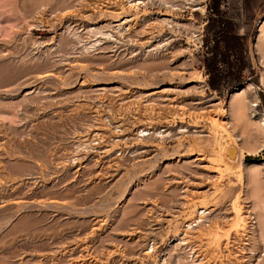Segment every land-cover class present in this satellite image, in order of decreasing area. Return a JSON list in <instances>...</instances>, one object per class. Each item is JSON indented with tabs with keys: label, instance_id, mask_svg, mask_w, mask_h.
Listing matches in <instances>:
<instances>
[{
	"label": "rangeland",
	"instance_id": "rangeland-1",
	"mask_svg": "<svg viewBox=\"0 0 264 264\" xmlns=\"http://www.w3.org/2000/svg\"><path fill=\"white\" fill-rule=\"evenodd\" d=\"M215 3L0 0V264H264V0Z\"/></svg>",
	"mask_w": 264,
	"mask_h": 264
},
{
	"label": "trees",
	"instance_id": "trees-1",
	"mask_svg": "<svg viewBox=\"0 0 264 264\" xmlns=\"http://www.w3.org/2000/svg\"><path fill=\"white\" fill-rule=\"evenodd\" d=\"M215 7L212 9V13H218V0H215ZM216 30H212L211 35L206 40L207 53L211 54L210 57L205 59L206 71L208 75V86L214 91H220L221 83L223 80L218 76L219 67L225 65L229 70H236L238 73L235 78H233V83L242 84L245 82V78L242 75V70L244 69L238 59L233 58L234 52L238 50L240 55L243 53L242 38L232 32L231 29L222 32V26L225 27L226 23L220 20L216 21ZM222 44V48L219 46Z\"/></svg>",
	"mask_w": 264,
	"mask_h": 264
},
{
	"label": "bare ground",
	"instance_id": "bare-ground-1",
	"mask_svg": "<svg viewBox=\"0 0 264 264\" xmlns=\"http://www.w3.org/2000/svg\"><path fill=\"white\" fill-rule=\"evenodd\" d=\"M259 29H260L259 30L260 34H259V38H258L257 49H258L259 53L261 54V56L264 57V21H262L260 23ZM237 91L238 92H236L235 94L231 95L230 108H232V110L234 112V116L236 118H239V119L242 120L245 117V114H246L245 110L247 108V106L245 105L246 104L245 96H246V93H247V88L246 87L245 88L241 87ZM251 107H253V106H251ZM246 122H247V120H246ZM256 125H257V129H259V131L260 130L261 131L264 130V123L257 122ZM223 132L228 136V131H227V129L225 127L223 128Z\"/></svg>",
	"mask_w": 264,
	"mask_h": 264
},
{
	"label": "water",
	"instance_id": "water-1",
	"mask_svg": "<svg viewBox=\"0 0 264 264\" xmlns=\"http://www.w3.org/2000/svg\"><path fill=\"white\" fill-rule=\"evenodd\" d=\"M241 87H239L238 89H240Z\"/></svg>",
	"mask_w": 264,
	"mask_h": 264
}]
</instances>
